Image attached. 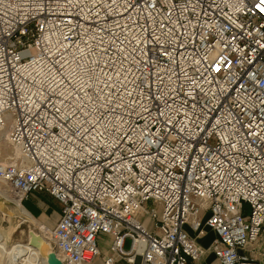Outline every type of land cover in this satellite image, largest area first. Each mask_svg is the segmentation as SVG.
<instances>
[{
    "label": "built area",
    "instance_id": "obj_1",
    "mask_svg": "<svg viewBox=\"0 0 264 264\" xmlns=\"http://www.w3.org/2000/svg\"><path fill=\"white\" fill-rule=\"evenodd\" d=\"M4 130L63 263L264 264V0H0Z\"/></svg>",
    "mask_w": 264,
    "mask_h": 264
},
{
    "label": "rangeland",
    "instance_id": "obj_2",
    "mask_svg": "<svg viewBox=\"0 0 264 264\" xmlns=\"http://www.w3.org/2000/svg\"><path fill=\"white\" fill-rule=\"evenodd\" d=\"M19 158L20 153L18 149L13 146V144L7 139V135L0 134V161L12 163L19 161ZM0 187L6 190L4 192L2 189H0V203L2 204V208H0V219L2 225L1 230L4 235L5 241H7L9 246L20 241L26 242L29 236V231L33 230L36 233L40 232L41 229L39 226L42 224L48 227H53L55 225H49L48 222L43 221V219L39 218L38 216H35L36 218H34L32 216L34 214H31L27 210L31 214L34 221L36 220L35 222H32L20 212L14 201L11 200L10 197H14V191L12 190V188L2 181H0ZM45 195L50 199V206H56V202L53 200V198H51V196H48L47 194ZM7 196L9 197L6 198ZM14 199H18V197ZM23 206L26 208V204L23 203ZM147 206L151 208L150 204H148ZM15 228L16 230H13ZM8 237L10 238L9 240ZM108 241L109 237H103L102 246L106 248ZM130 244L131 240L130 238H127L124 244V248L128 250L130 248ZM0 259V264H7L6 258L0 257ZM211 264H216L214 258H211Z\"/></svg>",
    "mask_w": 264,
    "mask_h": 264
},
{
    "label": "bare ground",
    "instance_id": "obj_3",
    "mask_svg": "<svg viewBox=\"0 0 264 264\" xmlns=\"http://www.w3.org/2000/svg\"><path fill=\"white\" fill-rule=\"evenodd\" d=\"M0 134L8 135L7 130L2 131ZM0 189H2L4 192L6 191L2 187H0ZM8 197L9 196H7L6 198ZM10 198L12 201H14V203L16 204V206L18 207V209L22 214H24L32 222L36 221V220L34 221L31 214L23 206L21 199L19 197L18 199H14L17 198L14 195V197H10ZM0 208H2L1 203H0ZM1 226L2 225L0 219V257L6 258L7 264H49L48 255L50 252H52V247L48 239V234L46 233L48 226L42 224L39 226L41 229V233L35 232L37 236H39L38 247H33L29 243L21 242V241L9 246L7 241H5L4 235L1 230ZM13 230H16V228ZM9 239L10 238L8 237V240ZM216 264L218 263L216 262Z\"/></svg>",
    "mask_w": 264,
    "mask_h": 264
},
{
    "label": "crops",
    "instance_id": "obj_4",
    "mask_svg": "<svg viewBox=\"0 0 264 264\" xmlns=\"http://www.w3.org/2000/svg\"><path fill=\"white\" fill-rule=\"evenodd\" d=\"M47 193L37 192L30 195V197L25 201L26 210H28L34 216H38L42 218L43 221L48 222L49 225L55 224L60 212V207L56 203V206H50V199L45 195ZM48 195V194H47ZM49 196V195H48ZM214 239V234L209 232L204 238L199 239V243L202 247H207L210 245L211 241ZM105 250V247L102 246V251ZM211 258L214 256L207 255L203 260L202 264H211ZM215 260V259H214ZM95 264H103L101 259H98ZM118 264H125L123 262H119Z\"/></svg>",
    "mask_w": 264,
    "mask_h": 264
},
{
    "label": "water",
    "instance_id": "obj_5",
    "mask_svg": "<svg viewBox=\"0 0 264 264\" xmlns=\"http://www.w3.org/2000/svg\"><path fill=\"white\" fill-rule=\"evenodd\" d=\"M29 236H30L29 244L33 247H38L39 246V243H38L39 236H37V234L33 230L29 231ZM48 263L49 264H65L58 258L57 254L54 251L50 252L48 255Z\"/></svg>",
    "mask_w": 264,
    "mask_h": 264
},
{
    "label": "trees",
    "instance_id": "obj_6",
    "mask_svg": "<svg viewBox=\"0 0 264 264\" xmlns=\"http://www.w3.org/2000/svg\"><path fill=\"white\" fill-rule=\"evenodd\" d=\"M24 204H25V202H24Z\"/></svg>",
    "mask_w": 264,
    "mask_h": 264
}]
</instances>
